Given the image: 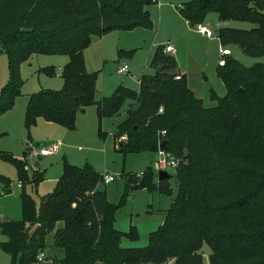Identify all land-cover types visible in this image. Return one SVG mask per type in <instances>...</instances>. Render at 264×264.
Masks as SVG:
<instances>
[{"label": "trees", "instance_id": "16d2710c", "mask_svg": "<svg viewBox=\"0 0 264 264\" xmlns=\"http://www.w3.org/2000/svg\"><path fill=\"white\" fill-rule=\"evenodd\" d=\"M152 4L153 0H0V55H7L10 73L0 93V116L12 110L22 94L25 62L34 55L68 56L60 75L63 88L30 96L29 132L39 118L73 130L78 113L90 106L97 107L101 123L117 116L130 101L114 131L115 149L125 157L158 153L160 143L167 141L166 154L180 160L177 196L148 245L139 248L122 246L124 238L135 243L140 237L134 226L129 232L119 231L116 214L135 191L171 195V176L157 182L151 166L142 177L123 175L125 190L117 205L98 188L103 175L89 164L65 162L56 188L37 210L26 187L37 186L44 175L36 170L30 176L27 152L23 158L0 152L22 185V220L0 221L7 238L0 247L13 264H36L38 254L51 245L64 251L61 264H205V246L210 248L209 264H264V63L246 67L228 58L217 69L226 95L213 92L217 104L207 108L184 76L176 80L171 70L177 62L160 47L153 60L156 74L143 76L138 91L120 86L110 97L95 99L98 73L87 72L84 51L94 37L152 29L147 10ZM210 13H217L223 23L253 24L249 30L220 28L218 38L223 46H238L247 56H264V0H192L180 10L191 26L203 24ZM39 72L57 75L54 67ZM99 134L105 136L101 129ZM11 184L0 175L7 194Z\"/></svg>", "mask_w": 264, "mask_h": 264}, {"label": "rangeland", "instance_id": "374dc122", "mask_svg": "<svg viewBox=\"0 0 264 264\" xmlns=\"http://www.w3.org/2000/svg\"><path fill=\"white\" fill-rule=\"evenodd\" d=\"M160 1V3H159ZM187 0H158L150 6L151 21L153 22L152 29L137 28L133 31H114L100 39H95L92 45L85 51L84 59L86 70L89 73H98L96 85V101H101L104 98L110 97L118 87L125 86L133 91H138L140 80L143 76H154L156 69L153 65V60L158 48H154L153 43H163L167 40L180 53L177 55L182 63L186 62V54L181 52V47L186 45L187 34L184 32L186 27L178 19V12L186 4ZM192 1V0H190ZM188 1V2H190ZM160 5V6H159ZM162 20V22H161ZM177 20V21H176ZM161 22V23H160ZM204 25H209L218 34L220 30V21L217 13H211L204 21ZM254 27L253 24L232 21L229 28L249 30ZM176 38V42L172 41ZM214 38L210 43L219 46V40ZM230 48L241 51L238 46H229ZM133 52L129 56V52ZM233 52L234 58L239 60L246 67H252L258 63H264V56L253 58ZM33 60L21 67V77L25 84L22 87V94L16 99L17 101H25L29 95L37 93L41 90L58 91L63 88V80L60 78L64 67L69 63L68 56L62 55H34ZM212 58L209 62V69H205L208 81L206 82L207 95L203 101L205 107L213 106L214 102L210 98L211 89L214 90L217 96L224 97L226 89L222 84L216 72L218 62ZM125 63L129 64L132 75H123L118 73V69ZM179 63V60H178ZM56 69L57 76L50 77L39 71L44 68ZM183 69V68H182ZM62 70V71H61ZM9 62L5 53L0 55V93L2 88L9 80ZM16 102L13 108L16 106ZM131 102L128 101L122 108L121 112L113 117L104 119L102 124L103 132H106L107 139L99 134L100 122L97 115V107L90 106L86 112L78 114L76 117L75 129L69 130L65 128L66 136L57 138L54 141H61L64 145L61 151L48 156L41 157L37 162L40 164V172L44 175V180L35 185H28L26 192L36 201L37 210L40 209L42 198L51 194L56 188L57 182L55 178H60L64 172L65 162L83 167L89 164L96 172L103 175L109 173L115 177V180L105 185L102 182L99 184L100 190L106 191L107 199L110 203L119 204L125 190V179L123 175L132 174L140 175L148 167H156L164 157L158 153H133L126 157L115 149L114 138L111 135L116 126L124 119ZM26 110L16 112L15 116H8L7 120L0 119V152H7L14 157L23 158L24 153L32 145H43L35 136L37 130L34 128L29 132L26 126ZM8 112L5 114L7 115ZM3 114V115H5ZM2 116V115H1ZM101 130V131H102ZM39 135H46L45 129L38 128ZM46 140V139H45ZM32 161L33 159L30 158ZM34 167V166H33ZM166 172L171 175L172 194H160L159 192H148L145 189L133 192L127 200L125 207L118 210L116 215V228L121 232H129L134 226L139 234V241L133 243L127 238L123 239V247H145L149 243L151 233L157 231L161 226V218L164 216V211L169 209L172 202L177 196V183L175 179L176 169L168 167ZM32 177L33 171L29 170ZM0 175L9 178L12 181L10 186V194L0 196V212L5 216L4 221H20L22 220V205L21 193L22 188L18 187L16 169L9 163L0 159ZM158 175V174H157ZM157 179V177H156ZM7 238L0 230V244L5 242ZM204 251L208 254L210 248L204 247ZM208 258L205 259V264ZM0 264H13L12 258L5 253L0 247ZM44 264V263H36Z\"/></svg>", "mask_w": 264, "mask_h": 264}, {"label": "crops", "instance_id": "0c3cea01", "mask_svg": "<svg viewBox=\"0 0 264 264\" xmlns=\"http://www.w3.org/2000/svg\"><path fill=\"white\" fill-rule=\"evenodd\" d=\"M190 1V0H187L186 3ZM160 3V1H159ZM151 6V5H150ZM150 6L147 7V10L150 12ZM160 6V5H159ZM151 13V12H150ZM178 14V19L180 22H182L184 24V26L186 27V29H184V32L187 34V40H185L186 42V45L181 49V52L184 54H186V62L185 64L182 63L181 59L177 57V55L180 53L176 48V53L175 55L171 56L173 57L176 62H177V67L174 69V70H171V73H174V74H177V75H182L186 78V81H187V84H188V87L191 89V91L194 93V95L198 98V99H201L202 101L205 100L206 98V95H207V90H206V82L208 81V78H207V75L205 73V69H207L209 67V62L211 61L212 58L214 59H217L216 60L218 62V64L216 63L217 65V69L219 68V60H220V57H219V50H220V47L223 46L220 42V39L217 37L216 40H219L220 44L218 46L217 45H213L211 44L210 42L213 40V39H210L202 34H200L197 30V26H191L189 24V22L187 20H185L181 14H180V11L177 13ZM211 14V13H210ZM177 21V20H176ZM162 22V20H161ZM160 22V23H161ZM230 23L231 22H228V23H223V22H220V28H223V27H230ZM204 24V23H203ZM209 26V25H207ZM210 27V26H209ZM212 28V27H211ZM213 29V28H212ZM105 37V36H103ZM103 37H94L93 38V42L95 39H100L102 40ZM176 38L174 37L172 39V41L176 42ZM211 40V41H210ZM158 40V36H157V39L156 41L153 43V47L154 48H157L161 45H165V43L167 42H170L171 40H167L166 42H163V43H157ZM92 42V43H93ZM163 45V46H164ZM162 46V47H163ZM228 48H230L229 46H227ZM231 51H232V56H233V52H236L237 54L239 55H242V51H238L237 49H232L230 48ZM87 50V49H86ZM85 50V51H86ZM84 51V53H85ZM177 54V55H176ZM182 55V54H181ZM179 54V56H181ZM34 58L31 57L27 62H25L23 65L27 64V63H30L31 64V61L33 60ZM178 60H179V63H178ZM126 64V63H125ZM22 65V67H23ZM129 65V64H128ZM130 66V65H129ZM183 68V69H182ZM209 69V68H208ZM207 69V71H208ZM63 70V69H62ZM61 70V71H62ZM210 70V69H209ZM217 72V70H216ZM57 73V72H56ZM119 73V72H118ZM62 74V72H61ZM132 75V72H131V68H130V73L128 76ZM57 76V75H56ZM61 78V76H60ZM62 79V78H61ZM220 79V78H219ZM1 82H3V78L0 79ZM63 80V79H62ZM221 80V79H220ZM141 81V80H140ZM222 82V80H221ZM25 84V82H24ZM223 84V82H222ZM63 85H64V81H63ZM224 85V84H223ZM225 87V85H224ZM140 88V87H139ZM226 89V88H225ZM139 90V89H138ZM214 92L213 89H211L210 91V98L212 99V101L214 102L213 106H209L207 108H210V107H214L216 106V101L212 98V93ZM215 93V92H214ZM216 94V93H215ZM32 95V94H31ZM28 97V99L25 101V103H23L22 101H17L16 102V106L15 108H13L12 110L9 111V113H7V115H2L0 116V119L2 120H7L8 116H15L16 112L22 110V108L24 107V110L25 108L28 106V102H29V99H30V96ZM219 97V96H218ZM87 110V109H85ZM86 112V111H85ZM78 114H84L82 113L81 111L78 113ZM125 118V117H124ZM124 120V119H123ZM122 120V121H123ZM121 121V122H122ZM120 122V123H121ZM119 123V124H120ZM102 124H104V120L100 123V129L102 130ZM118 126V125H117ZM116 126V127H117ZM42 127L43 129H45V133H47L46 135L42 136V135H39L38 133V128ZM35 130H37V134L35 136V138L38 140V141H41V143H43V145L39 144V145H36L37 147H44L46 145H49L52 143L53 140L57 139V138H61L63 137L64 135L66 136L67 133H65V128L62 127V126H59L57 124H53V123H50V122H47L46 120H44L43 118H39L38 121H37V125L34 127ZM114 131L115 129L113 130V132H111V135L113 136L114 138ZM102 133L105 134L104 138L105 140L107 139V137L109 135H107L106 132H103L102 130ZM46 139V140H45ZM114 143H115V140H114ZM36 147H33L32 145L28 148L27 150V160H28V164H29V170H32L33 172H35L36 170L40 169V164L37 162V160H39L41 157H48V156H35V152H36ZM64 148V145L62 143V147L61 149ZM38 149V148H37ZM61 151V150H60ZM59 151V152H60ZM159 153V152H158ZM51 156V155H50ZM33 159L32 161L30 160ZM37 164H39V166H37ZM34 166V167H33ZM39 173L40 170H38ZM170 175V174H169ZM171 176V175H170ZM59 178H55L56 181H58ZM157 182L158 181V175H157V179H156ZM171 182V181H170ZM18 187L19 188H22L19 186V182H18ZM99 188V187H98ZM100 190V188H99ZM173 203V202H172ZM168 210V209H167ZM167 210L164 211V216H162V218L160 219L161 220V224H163V222L165 221V218H166V215H167ZM117 215V214H116ZM5 216H3L2 214V217L0 219V221H4ZM6 221V220H5ZM117 221V219H116ZM115 226H116V223H115ZM7 241V240H6ZM46 255H47V259L44 261V262H38V263H44V264H61V261L62 259L64 258V251L62 249H59V248H56V247H53L52 245L48 248L47 251H45ZM209 254L210 252L207 254L205 252V259L208 258V261L207 263L209 264ZM96 264H105V263H102V262H98Z\"/></svg>", "mask_w": 264, "mask_h": 264}, {"label": "built area", "instance_id": "2783aa9c", "mask_svg": "<svg viewBox=\"0 0 264 264\" xmlns=\"http://www.w3.org/2000/svg\"><path fill=\"white\" fill-rule=\"evenodd\" d=\"M158 0H153L154 2H157ZM197 30L200 34L210 38V39H214L216 37H218V34L215 33V31L204 24H200L197 26ZM163 52L166 55H170L173 56L176 53V49L175 47L168 43L165 47ZM232 56V51L230 48H228L227 46H221L220 50H219V66H224L228 60V58H230ZM118 72L120 74L123 75H129L130 73V67L129 65L126 63L123 66H121L118 69ZM183 76L182 75H177L176 76V80H181ZM162 112V109L161 111ZM163 134H165V132H163ZM126 137H123L121 140H125ZM62 147V142L61 141H54L49 145H46L44 147H39L38 149H36V152L34 153L35 156H50V155H54L56 153H58L60 151ZM117 149L119 148V145L116 146ZM160 156L164 157L160 162H158V164H156V167L154 168L155 171L157 172V174L159 173V171H166L168 167H173L176 169V167H178V165L180 164V160H176L170 156H168L166 153L159 151L158 153ZM143 173H141L139 176L142 177ZM115 180V177L110 175L109 173H104L102 176V183L105 185H108L110 183H112ZM19 186L22 187L21 183H19ZM5 194H7V191L0 186V196H4ZM2 217V214L0 212V219ZM47 259V255L45 253V251H41L38 256H37V261L38 262H44Z\"/></svg>", "mask_w": 264, "mask_h": 264}, {"label": "water", "instance_id": "95a60500", "mask_svg": "<svg viewBox=\"0 0 264 264\" xmlns=\"http://www.w3.org/2000/svg\"><path fill=\"white\" fill-rule=\"evenodd\" d=\"M82 113H85V110L81 111ZM167 141H163L160 143L159 145V151L167 153ZM37 166H39V164H37ZM170 177V175L166 172V171H159L158 173V181L161 182L165 179H168Z\"/></svg>", "mask_w": 264, "mask_h": 264}]
</instances>
